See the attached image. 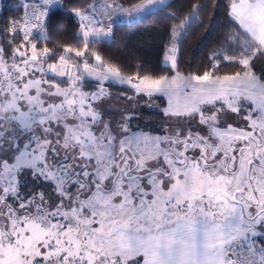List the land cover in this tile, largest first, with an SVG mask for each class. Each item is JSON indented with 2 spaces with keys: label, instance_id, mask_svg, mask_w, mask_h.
Segmentation results:
<instances>
[{
  "label": "snow or ice",
  "instance_id": "1",
  "mask_svg": "<svg viewBox=\"0 0 264 264\" xmlns=\"http://www.w3.org/2000/svg\"><path fill=\"white\" fill-rule=\"evenodd\" d=\"M13 7L0 27V264H264V0H226L200 63L183 53L203 0ZM151 17L166 22L155 66L107 51L119 24Z\"/></svg>",
  "mask_w": 264,
  "mask_h": 264
},
{
  "label": "trees",
  "instance_id": "2",
  "mask_svg": "<svg viewBox=\"0 0 264 264\" xmlns=\"http://www.w3.org/2000/svg\"><path fill=\"white\" fill-rule=\"evenodd\" d=\"M177 2L179 3L181 0H177ZM203 2L205 4L202 14L204 17V27L195 28V34L189 38L183 53L185 62L200 63L208 48L212 46L220 33L225 30L223 26L227 22L224 9L226 0H214L219 7L211 11L210 20L207 17L210 14L209 5L213 0H203ZM6 3L9 7L3 9V12L7 13V15L0 14V27L15 13L13 7L14 0H6ZM54 22H59L69 35L75 31L73 21L68 16L59 17ZM164 23L166 22L158 17H151L142 22L131 24L121 23L115 29V40L106 45V49L113 54L120 55L125 61H130L134 57H141L155 66L160 57L162 38L161 32L158 29Z\"/></svg>",
  "mask_w": 264,
  "mask_h": 264
},
{
  "label": "built area",
  "instance_id": "3",
  "mask_svg": "<svg viewBox=\"0 0 264 264\" xmlns=\"http://www.w3.org/2000/svg\"><path fill=\"white\" fill-rule=\"evenodd\" d=\"M16 2H17V0H14V3H13V5H15L16 4ZM14 10H15V13H14V15L16 14V8L14 7Z\"/></svg>",
  "mask_w": 264,
  "mask_h": 264
},
{
  "label": "rangeland",
  "instance_id": "4",
  "mask_svg": "<svg viewBox=\"0 0 264 264\" xmlns=\"http://www.w3.org/2000/svg\"><path fill=\"white\" fill-rule=\"evenodd\" d=\"M112 90H113V92H116V91H118V89H117V88H115V87H114Z\"/></svg>",
  "mask_w": 264,
  "mask_h": 264
}]
</instances>
